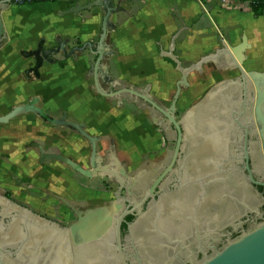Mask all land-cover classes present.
I'll return each instance as SVG.
<instances>
[{
  "label": "crops",
  "instance_id": "1",
  "mask_svg": "<svg viewBox=\"0 0 264 264\" xmlns=\"http://www.w3.org/2000/svg\"><path fill=\"white\" fill-rule=\"evenodd\" d=\"M4 1L0 0V116L37 96L38 106L48 114L59 117L65 111L69 120L84 122L86 131L99 137L98 152L111 148L130 170L158 150L161 136L142 100L127 94L117 100L93 90L89 67L95 57L88 50L76 58L55 55V62L38 69L39 77L24 73L34 60L23 57L20 51L34 49L42 38L45 47L54 45L57 34L68 38L69 46L97 40L101 7L77 16L64 11L77 1L84 4L88 0ZM113 1L120 9L111 15L114 27L106 36V49L111 54L101 65L99 83L103 90L132 86L147 90L151 98L166 105L180 79L175 63L166 56L172 42L173 54L182 66H189L223 45L235 46L244 39L248 47L241 67L248 71L264 66V13L255 14L245 3ZM238 76L236 66L220 56L188 74L189 85L181 90L178 102L183 107L209 86ZM40 149L82 161L89 144L77 132L44 122L30 112L0 123V195L47 213L57 209L56 196L83 200L99 195L91 189L97 180L78 178L80 174L58 160H41Z\"/></svg>",
  "mask_w": 264,
  "mask_h": 264
},
{
  "label": "flooded vegetation",
  "instance_id": "2",
  "mask_svg": "<svg viewBox=\"0 0 264 264\" xmlns=\"http://www.w3.org/2000/svg\"><path fill=\"white\" fill-rule=\"evenodd\" d=\"M246 72L183 107L178 96V129L144 102L161 144L132 170L96 147L105 176L77 173L98 198L56 196L64 209L47 213L0 197V264H200L261 223L264 66Z\"/></svg>",
  "mask_w": 264,
  "mask_h": 264
},
{
  "label": "water",
  "instance_id": "3",
  "mask_svg": "<svg viewBox=\"0 0 264 264\" xmlns=\"http://www.w3.org/2000/svg\"><path fill=\"white\" fill-rule=\"evenodd\" d=\"M12 0H5L4 3H10ZM101 7L103 12L102 23L100 28V33L98 39L91 42H83L80 45H70V40L68 38H62L61 35L57 34L54 36L55 46L45 47L44 39H40L36 44V47L32 50L20 51L23 57H31L34 60L33 66L25 70V75L32 73L34 76L39 77L38 69L43 65V63H53L55 59L52 55L60 53L64 58H76L78 53L88 50L95 59L90 65L89 70L93 74V90L98 94L111 97L119 100L123 94H129L136 98L141 99L146 104L155 107L159 112L166 118L168 122H172L178 129V123L174 119V110L176 101L181 90L189 85L187 76L192 71H200L202 65L208 62L216 61L220 56H224L226 62L234 64L237 70L240 72V78L247 80L251 78V72H246L241 67V62L244 58L243 51L248 47V44L243 39V41L235 46L225 47L216 49L215 52L205 55L200 58L197 62L190 64L189 66H182L180 60L173 54V42L172 46L166 52V56L170 58L176 65V70L180 73V79L177 81L175 86V91L172 96L171 104L168 108H162L156 104V102L149 96L147 90H137L132 86L122 87L117 90L106 91L100 87L99 75L102 73V61L105 57H108L111 52L106 49V36L110 28L114 25L110 22V17L113 13L118 11L120 8L117 6L113 0H88L86 3L81 4L79 1L75 2L73 6H70L64 13H73L79 16L81 11L90 10L92 7ZM3 38L2 23L0 19V42ZM226 82H220L215 84V86H220ZM38 97L33 96L27 102L23 104H18L13 106L12 109L6 114L0 116V123H6L13 117L24 114V113H34L44 122L52 124L54 126H61L68 128L72 131L77 132L80 136L86 139L90 148V168H83L77 162L69 157L63 156L61 154L55 153H44L40 149L41 160L55 159L58 160L74 171L88 177H103L107 172L106 166L100 163V158L96 150V142L99 137L96 135L89 134L85 129L84 122H76L69 120L65 111L61 113L59 117H54L48 114L42 107L38 106ZM40 148V147H39ZM104 172V173H103ZM123 174L126 173L124 170L121 171ZM120 184L123 181L120 180ZM116 198H120L119 190L115 193ZM0 197H4L0 195ZM9 205L12 207L23 209L24 207L17 205L8 199ZM26 209V208H24ZM200 264H264V220L258 223L253 229L248 232H244L236 240L228 243L222 250L217 251L212 257L206 258Z\"/></svg>",
  "mask_w": 264,
  "mask_h": 264
},
{
  "label": "built area",
  "instance_id": "4",
  "mask_svg": "<svg viewBox=\"0 0 264 264\" xmlns=\"http://www.w3.org/2000/svg\"><path fill=\"white\" fill-rule=\"evenodd\" d=\"M16 3L18 4H24V3H35V2H43L46 0H14ZM195 1H203V0H195ZM223 2H242L245 3L247 5H249L250 7H254V6H261L264 10V0H222Z\"/></svg>",
  "mask_w": 264,
  "mask_h": 264
},
{
  "label": "rangeland",
  "instance_id": "5",
  "mask_svg": "<svg viewBox=\"0 0 264 264\" xmlns=\"http://www.w3.org/2000/svg\"><path fill=\"white\" fill-rule=\"evenodd\" d=\"M75 162H77L80 166H82L83 168H87V164H86V159H83L82 161H75ZM77 175V174H76ZM78 176V178H82V176H80V175H77ZM83 179V178H82ZM102 196V195H101ZM103 197V196H102ZM94 198H98L97 196L96 197H94ZM61 209H64V207L63 206H61L60 204H59V202L57 201V209L56 210H61Z\"/></svg>",
  "mask_w": 264,
  "mask_h": 264
},
{
  "label": "trees",
  "instance_id": "6",
  "mask_svg": "<svg viewBox=\"0 0 264 264\" xmlns=\"http://www.w3.org/2000/svg\"><path fill=\"white\" fill-rule=\"evenodd\" d=\"M253 9H254L253 11H254L255 14L264 13V10H263V8L261 6H254Z\"/></svg>",
  "mask_w": 264,
  "mask_h": 264
}]
</instances>
